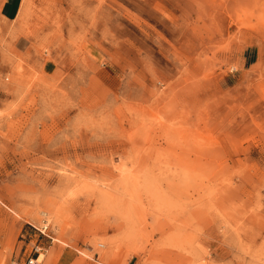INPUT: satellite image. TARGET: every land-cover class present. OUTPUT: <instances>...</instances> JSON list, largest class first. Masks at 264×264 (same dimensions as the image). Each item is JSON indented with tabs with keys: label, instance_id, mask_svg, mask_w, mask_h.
<instances>
[{
	"label": "rangeland",
	"instance_id": "rangeland-1",
	"mask_svg": "<svg viewBox=\"0 0 264 264\" xmlns=\"http://www.w3.org/2000/svg\"><path fill=\"white\" fill-rule=\"evenodd\" d=\"M4 1L0 264H264V0Z\"/></svg>",
	"mask_w": 264,
	"mask_h": 264
},
{
	"label": "crops",
	"instance_id": "crops-1",
	"mask_svg": "<svg viewBox=\"0 0 264 264\" xmlns=\"http://www.w3.org/2000/svg\"><path fill=\"white\" fill-rule=\"evenodd\" d=\"M23 4V0H5L2 5L3 16L9 20H16L19 16ZM21 43V41H18Z\"/></svg>",
	"mask_w": 264,
	"mask_h": 264
},
{
	"label": "built area",
	"instance_id": "built-area-1",
	"mask_svg": "<svg viewBox=\"0 0 264 264\" xmlns=\"http://www.w3.org/2000/svg\"><path fill=\"white\" fill-rule=\"evenodd\" d=\"M39 258H28L27 260L24 261H19V260H14L12 264H40L38 262Z\"/></svg>",
	"mask_w": 264,
	"mask_h": 264
}]
</instances>
